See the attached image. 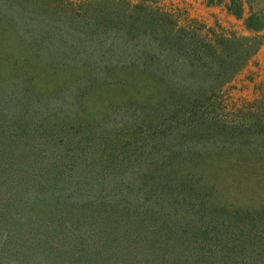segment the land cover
<instances>
[{"label": "rangeland", "instance_id": "374dc122", "mask_svg": "<svg viewBox=\"0 0 264 264\" xmlns=\"http://www.w3.org/2000/svg\"><path fill=\"white\" fill-rule=\"evenodd\" d=\"M217 1L0 0V136L32 129V156L61 164L83 147V176L123 184L105 200L131 199L141 182L139 212L155 210V227L166 218L185 259L264 264V44L227 82L209 66L181 58L171 73L151 57L167 50L172 27L152 22L162 13L264 35L244 20L264 0H244L242 18ZM189 100L195 108H181Z\"/></svg>", "mask_w": 264, "mask_h": 264}, {"label": "trees", "instance_id": "16d2710c", "mask_svg": "<svg viewBox=\"0 0 264 264\" xmlns=\"http://www.w3.org/2000/svg\"><path fill=\"white\" fill-rule=\"evenodd\" d=\"M226 4L232 14L244 16V0ZM160 16L152 22L164 21L172 28L162 38L167 47L165 55L157 51L151 57L157 62L159 56L167 72L174 73L183 58L185 67L209 66L227 82L264 42V35H239L190 17L182 23L172 20L174 15L169 13ZM244 18L246 29L264 30V9L251 7ZM170 87L182 88L179 82H172ZM180 103L181 108L191 110L196 106V100ZM15 130L0 136V264H89L88 260L121 264L117 260L122 252L126 256L122 264H210L202 255H193L197 261L184 258L190 248L171 241L169 230L167 235L163 232L167 221L163 215L161 227L149 224L147 218L155 215V210L149 215L139 212L141 196H132L137 184L131 185V199L125 198L129 192L120 191L113 193V199L105 200L107 191L123 184L83 176V147L76 145L72 158L65 159L64 164L57 159L37 160L31 154L36 156L34 145H29L26 136L35 140L39 133ZM53 149L58 147H51L50 153ZM143 186L140 182L138 187ZM205 249L202 245L194 250L206 254Z\"/></svg>", "mask_w": 264, "mask_h": 264}, {"label": "crops", "instance_id": "0c3cea01", "mask_svg": "<svg viewBox=\"0 0 264 264\" xmlns=\"http://www.w3.org/2000/svg\"><path fill=\"white\" fill-rule=\"evenodd\" d=\"M264 44V43H263ZM253 57H255V56H253Z\"/></svg>", "mask_w": 264, "mask_h": 264}]
</instances>
